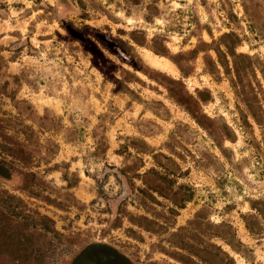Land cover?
Masks as SVG:
<instances>
[{
    "label": "rangeland",
    "instance_id": "374dc122",
    "mask_svg": "<svg viewBox=\"0 0 264 264\" xmlns=\"http://www.w3.org/2000/svg\"><path fill=\"white\" fill-rule=\"evenodd\" d=\"M136 29L149 44L165 35L172 54L233 32L242 39L236 50L264 63V0H0V264H183L160 246L200 210L234 227L243 255L214 241L235 264H264V215L249 202L264 200V126L249 116L251 126L242 127L228 77L221 73L216 81L202 72L213 50L199 52L194 72L182 78L170 58L131 40ZM121 42L133 46L131 53ZM168 78H182L184 88ZM204 88L213 99L194 108L191 97ZM158 102L168 108L167 119L152 112H165ZM186 106L234 130L236 141H223L230 161ZM177 121L190 128L170 141ZM127 137H142L186 171L179 182L195 196L174 218L168 201L143 204L132 192L141 180L133 178L132 186L120 170L135 158L118 153ZM204 150L222 167L196 166L191 155ZM142 157L138 172L160 169ZM131 214L168 231H139Z\"/></svg>",
    "mask_w": 264,
    "mask_h": 264
},
{
    "label": "trees",
    "instance_id": "16d2710c",
    "mask_svg": "<svg viewBox=\"0 0 264 264\" xmlns=\"http://www.w3.org/2000/svg\"><path fill=\"white\" fill-rule=\"evenodd\" d=\"M154 9L157 11L154 14L158 15V9ZM145 19H148L147 16ZM138 33L142 34L143 31L137 29L131 31V40L139 46L148 47L156 54L170 58L178 67L182 78L188 77L194 72L195 60L199 52L207 53L213 50L215 58L207 54L206 58H204L202 72L210 75L216 81L220 80L221 73L228 77L234 93L235 105L240 115L239 119L242 127L243 125L244 127L251 126L248 119L249 116L257 125L260 127L264 126V104L260 96L264 95V92L262 83L256 76V71L259 69L262 78H264V63L263 61H258L257 58L248 53L238 52L236 50L242 42L239 36L233 32L223 33L218 40H213L209 44L201 41L191 50L179 51L172 54L166 47L165 35H154L152 43L149 44L145 40L144 33L140 37L135 36ZM121 45L126 51L131 53L133 49L131 44L121 42ZM251 77L255 79L258 88H254ZM168 79L171 83L184 88L181 79ZM119 84L123 85L122 89L130 91L122 82H119ZM122 89L119 88L118 91ZM191 98V105L194 108H199L201 103L210 102L213 99L211 91L207 88L202 90L197 89L196 97ZM178 102L180 101L178 100ZM158 104L165 112L162 113L155 109L152 112L160 118L167 119L169 115L168 108L160 102ZM185 110L191 119L208 134L214 142V145L218 147L222 156L230 161L228 153L231 150L223 145V141L226 139L235 142L236 134L234 130L225 122H222L220 126H214L213 124L217 119L207 116L202 110L199 112L197 109H192L189 106H186ZM205 121L208 125L205 124ZM181 127L184 129L190 128L188 124L177 121L175 127L169 133L170 141H176L177 137H182V134H179ZM67 141L71 140L67 139ZM129 147L133 150V154L128 150ZM118 153H127L133 155L135 158L136 163L134 166L121 168L120 171L127 177L128 182L132 186L133 178L141 180V185L132 187V192H136V196L143 204H160L162 202L158 200V197H161L170 203V206L166 208V213L168 216L174 218L178 215L179 210L183 209L186 203L194 198L195 189L188 183L179 182V178L186 174V171L183 172L181 170L178 161L172 156L158 152L156 148L152 147L142 137H127L126 142L120 145ZM143 155L150 156L155 165L160 169L150 167L144 170V172H138L144 166ZM191 156L196 166L204 170H216L218 169L217 167H222V162H220L219 158L209 151H202L199 158H195L193 154ZM178 157L183 160L181 158L182 156ZM162 159H165L167 162L164 163ZM211 163H215V167ZM249 202L251 208L256 210L258 215H264V211L259 206L264 205L262 198L250 199ZM8 211L14 213V209ZM129 217L130 223L133 226H137L139 231L156 235L167 233L168 231V226L159 223L155 219H149L145 215L133 216L131 214ZM40 221L44 220L41 219ZM246 227L252 234L254 233L247 222ZM127 230L134 235H139V231L133 227H129ZM168 235V238H163L167 242V245H161L160 251L183 264H235V258L221 244L216 243L214 240H221L234 252L243 255L241 248L243 244L236 236L234 227L226 221H220L218 223L211 222L204 216L203 210L196 212L195 216L188 220L185 225L178 226L175 231L168 232Z\"/></svg>",
    "mask_w": 264,
    "mask_h": 264
}]
</instances>
